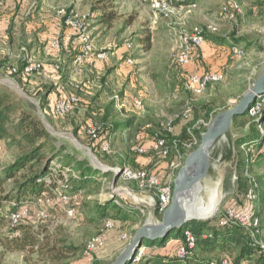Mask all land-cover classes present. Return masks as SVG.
I'll list each match as a JSON object with an SVG mask.
<instances>
[{
    "label": "rangeland",
    "instance_id": "1",
    "mask_svg": "<svg viewBox=\"0 0 264 264\" xmlns=\"http://www.w3.org/2000/svg\"><path fill=\"white\" fill-rule=\"evenodd\" d=\"M31 1L38 7L35 13L41 9L57 11L68 8L75 14L88 15L92 32H95V27H99L95 46L99 44L103 47L102 51L108 52L107 59L114 50L122 46L126 47L127 43H133L134 48L124 54L123 60L126 61L128 57L133 58L132 67L135 69L131 72L127 84L122 89L117 88L108 96L106 92L110 93V90L104 89L102 84H99L102 83L101 76L96 75L95 70L94 73L88 72L91 67L86 62L77 74L88 77L84 80L77 78L72 82L80 88L76 89L70 84L68 86V90L80 98V104L73 113L64 119H59L54 115H48L41 106V94L48 88L52 89L48 80L36 76L30 78L31 82L29 80L23 82L8 71L12 64L16 65V57L20 55L21 47L28 49L26 51L32 54L34 44L44 52L46 40L49 36H53L50 27L47 24L39 27L34 23L31 24L37 18L33 19L32 15H29L28 18L19 20L22 22L19 26L5 30L9 39L6 41L7 44H0V48H3L0 50L5 53L8 50L9 53L6 56L4 52L0 53V90L9 92L19 103V107L30 108L42 122L44 116L45 121L55 131L51 135L57 148L85 165L94 166L92 159L94 156L101 165L112 170L106 172L108 176L100 184L85 189L70 203L56 199L52 207L45 205L32 207L29 216L24 220L25 225L33 226L31 232L38 236L35 247L27 244L25 250H18L17 245L24 243V239L19 236L11 237L5 243L0 241V264H86L85 252L88 241L99 234L105 223L93 216L95 211L93 209L96 203L106 197L113 200L121 198L123 209L136 212L129 222H116L115 228L106 232L104 245L95 253L96 259H99L101 264H112L141 227L151 224L152 221L161 222L162 219V215L157 210L158 197L154 189L133 177L140 171V168L133 163L136 158L133 151L136 146L135 135L147 130L152 131L153 134L166 135V132H169L173 136L178 135L185 123L183 120L187 105L193 107V116L199 121H206L208 126L217 115L233 108L252 86L256 77L264 73V7L256 4V0H238L241 12L235 20L230 21L223 15L222 8L229 5L231 0H201L195 4L190 13L175 9L168 15L156 14L151 10L147 0H116L118 18L114 26L108 28L105 24L94 22L95 19H92V15L99 14V11L93 12L94 7L100 4L99 0ZM165 1L173 8L178 7L176 4L179 0ZM4 7L0 0V9ZM195 29L202 30L204 37L228 39V41L244 40L234 49L229 45L230 42L225 45L211 42L208 55L203 51V47L192 48L190 63L200 65L203 69L202 73H214L220 77L216 83L208 85L199 92H191L186 88V72L181 74L178 81L173 72L187 39ZM146 30L151 34L149 48L142 41L147 35L144 34ZM39 35L43 38L40 39ZM24 54L22 53L21 56ZM4 64H6L5 68H3ZM141 68L143 69L140 70ZM181 84L182 88H179ZM116 95L118 100L114 97ZM135 98L143 100L146 106L145 113L135 111ZM121 104L125 106L121 108ZM102 112L105 114L103 115ZM177 117H182L183 120L174 126L172 123ZM129 119H133L135 125L132 140H128L127 133L121 131L111 135L113 149L110 154L94 149L90 138L83 130L92 121L103 127H109L116 122H125ZM147 125H151L154 129H148ZM247 129L248 125L237 128L232 125L226 138L218 141L212 149L210 175L214 177L223 175V198L216 217H219L229 205L234 204V194L237 190L236 172L243 156L240 153L243 152V148L239 151L235 141L241 134L247 133ZM245 152L248 153L249 149H245ZM18 154L17 148L3 146L0 171ZM141 160L146 162L142 158ZM58 161L64 164L59 159L55 160L57 163ZM180 169L174 175L169 169L167 180L172 177L174 183ZM115 175L117 182L113 185ZM249 177H263L264 180V166L254 167ZM218 195L217 188L202 190L196 196V204L210 207L216 202ZM72 208H75V213L74 216L69 217L67 211ZM42 209L48 213L46 219L39 216ZM123 235H127L128 238L123 239ZM69 247L74 248L75 251L67 254L64 249ZM58 254H62L63 258H58L56 256ZM219 258L221 259L222 256Z\"/></svg>",
    "mask_w": 264,
    "mask_h": 264
},
{
    "label": "trees",
    "instance_id": "2",
    "mask_svg": "<svg viewBox=\"0 0 264 264\" xmlns=\"http://www.w3.org/2000/svg\"><path fill=\"white\" fill-rule=\"evenodd\" d=\"M115 1L99 0L100 4L93 9V12L99 11V14L92 15V19L112 28L118 18ZM199 1L201 0H179L176 5L178 7L189 6ZM256 4L264 7V0H256ZM144 34L147 35L142 41L149 48L151 46L150 31L146 30ZM205 39L206 43L214 42L217 45H225L230 42L229 45L233 49L238 47V43L244 41L243 39L228 41V39L214 37H205ZM24 65L25 61L19 63L21 70ZM189 66L182 67L179 63L176 65L173 71L176 81L180 80L182 73L186 72L187 79L191 74H195L189 72ZM20 74H13V76L18 77ZM179 88H182V84ZM50 90V88L47 89V93ZM45 101L46 94H43L42 109L45 107ZM193 113L194 111L190 120L177 117L172 123L175 126L179 121H185L178 135L173 136L166 132L172 148L167 158L160 161L157 160L160 158L156 153L145 145L147 140L154 141L156 139V133L153 134L152 131L147 130V132L142 131L135 135L136 146L148 149L146 154H139L133 150L136 154L133 163L137 168H140V171L147 170L150 174L157 175L162 182L167 181L169 165L175 158L176 150L184 151L183 144L190 142L195 136L201 142L202 133L207 130V127L198 126L199 120L193 116ZM92 122H89L83 129L85 135ZM233 125L236 128L248 125V129L247 133L241 134L235 141L239 151L243 148V152L240 151L243 156L236 172L237 190L234 194V204L227 208L250 213L254 219H258L259 226L254 227L252 224L248 228H243L235 223L221 225L219 217L208 221H193L181 229L172 231L167 237L153 240L144 239L142 246L146 247V252L143 259L138 263L134 260L127 261L126 264H223L225 260H228L229 264H264V180L263 177H249L254 167L264 166V131L261 130L264 126V112L257 118L250 117L247 112L244 116L235 118ZM134 127L133 119L116 122L109 127L102 126L98 140L93 141L89 138L94 149L102 151L103 142L120 131L127 133V139L132 140ZM151 128L154 129V127ZM159 129L158 127L157 130ZM53 140V136L44 123L30 108L19 107V103L9 92L0 90V155L3 146L19 150V154L13 161L0 171V241L5 243L11 237L19 236L24 239V243L17 245L18 250H25L27 244L35 247L38 236L31 232L32 225H25V220L19 224H13L10 219L13 213L24 207L31 210L32 207L38 205L41 199L53 196L56 192L69 195L74 199L81 195L85 189L100 184L108 176L106 172L95 169L91 165H85L72 155L57 148ZM247 148L249 149L248 153L245 152ZM141 158L147 161L143 162ZM56 159L64 164H60L59 161L55 162ZM56 169H58V173L54 175ZM64 185L69 188L64 189ZM250 192L254 194L255 199L248 197ZM44 205L52 207V204ZM93 210H95L93 216L97 220L110 219L123 223L129 222L136 213L131 209L117 206L110 197L96 203ZM188 230L196 237V246L190 250L186 258L181 259L177 256V251L185 243V232ZM64 250L67 254L75 251L72 247ZM56 256L63 258L62 254ZM220 256H222L221 259ZM94 264L101 263L99 259H96Z\"/></svg>",
    "mask_w": 264,
    "mask_h": 264
},
{
    "label": "built area",
    "instance_id": "3",
    "mask_svg": "<svg viewBox=\"0 0 264 264\" xmlns=\"http://www.w3.org/2000/svg\"><path fill=\"white\" fill-rule=\"evenodd\" d=\"M14 0H1L2 5H6ZM150 8L156 14H165L168 15L173 13L175 9H180L182 11H187L190 13L195 6V4L189 6H180V7H172L165 0H147ZM241 12V5L238 0H231L229 5L222 8L223 15L230 21L235 20L239 13ZM57 16L64 21V24L74 30L80 38L82 48L80 52L74 57L73 60V72L75 74L85 65L86 61L92 56H96L98 60L105 61L108 58L107 51H97L94 40L92 38V30L90 29V22L88 15L75 14L73 11H70L68 8H61L56 11ZM206 44V39L202 33V30L195 29L191 37L187 39L185 47L181 55L178 58V63L182 67H187L190 65V53L193 47H203ZM50 48L56 51L61 50V42L59 39H54L50 43ZM134 48L133 43H127L126 49L131 51ZM25 65L21 70L19 64L13 65L8 69L11 75L13 74H24L26 76H30L33 74L45 75L44 65L39 61H36L32 58H25ZM126 64L129 66L133 65V58L128 57L126 59ZM55 71L61 73L62 66L60 64L55 65ZM220 79L219 75L214 73H201V74H191L187 79L186 88L191 92H199L205 89L208 85L216 83ZM74 82V81H73ZM76 89H79V85L72 84ZM101 88V86H100ZM57 89L59 90V97L53 105V115L59 119H64L80 104V98L70 92L68 90V85L63 82L57 83ZM118 100V96H114ZM125 105L121 104L120 107H124ZM134 109L138 113H145V103L142 99H134ZM193 107L191 105H187L186 110V120H190L192 118ZM249 116L253 118H257L264 112V95H260L256 98V101L251 105L248 110ZM199 127L206 128L208 127V123L206 121H199ZM147 128H151V125H147ZM261 128V127H260ZM102 129V125H99L95 122L90 124L87 129V135L93 141L99 139V133ZM262 130V128H261ZM203 134V133H202ZM175 144V143H174ZM173 144V145H174ZM200 144V139L196 136L193 139L183 144L184 151L176 150L175 158L170 162L169 169L172 171V175L176 173L182 165L185 163V160L189 153L195 150ZM172 145V144H171ZM170 141L166 135L156 134V139L153 141L151 149L156 153V155L160 159H165L170 154L171 151ZM175 144V149H176ZM112 137H109L107 141H104L102 144V152L106 154H110L112 152ZM133 150L139 154L148 153V149L141 146H135ZM58 173V169L55 170V174ZM133 177L140 179L143 183H146L147 187L154 189L155 194L158 197V212L162 215L166 209L170 206L172 201L173 194V186L174 183L172 181V177L170 180L166 182H162L157 175L150 174L147 170L139 171L137 174L133 175ZM67 179V175H66ZM69 186L64 185V189H68ZM248 197L250 199H255V196L252 192L249 193ZM56 199H60L63 203L72 202V198L69 195L63 193H55L53 196L46 197L41 199L38 203V206L44 204H52ZM115 204L119 207H122V199H115ZM30 209L28 207L22 208L20 211L13 213L10 216V219L13 224H19L22 220L29 216ZM75 209H69L67 214L69 217L74 216ZM40 218L46 219L48 217V213L45 209H42L39 213ZM221 225H228L230 223H235L243 228H248L252 224L254 227L259 226L258 219H254V217L248 212H239L234 208H226L219 216ZM116 222L113 220H106L104 223V228L99 232L98 235L93 237L88 241L86 246V264H94L96 261L95 253L97 250L104 245L106 241V232L115 228ZM185 243L182 244L181 248L177 251V256L181 259L186 258L190 250L194 249L196 246V237L193 235L191 231L185 232ZM123 239L128 238L127 235H123ZM146 252V247L142 246L138 249L137 255L135 256L134 261L136 263L140 262L143 259V256ZM223 264H229L228 260H225Z\"/></svg>",
    "mask_w": 264,
    "mask_h": 264
},
{
    "label": "crops",
    "instance_id": "4",
    "mask_svg": "<svg viewBox=\"0 0 264 264\" xmlns=\"http://www.w3.org/2000/svg\"><path fill=\"white\" fill-rule=\"evenodd\" d=\"M37 8L38 7L36 6V3L32 4L31 0H17L10 2V4L4 7V9H0V44H4V45L7 44L6 41H8L9 39L7 33L5 34V30H9L12 26H16V25L19 26L22 23L19 20L21 19L22 21L24 18H28L29 15H32L31 18L33 19L37 18V20L35 22H32L31 24L34 23L38 27L41 26L42 24H47L50 27L53 36L51 37L49 36L47 40L45 39L46 45L44 47V52H42L40 48L38 49L37 46L34 44L31 50L32 54L26 51L28 49L21 47L20 55L16 57L17 59L16 64H19L20 62L24 61L25 58H32L44 65V69L46 73L45 75L33 74L30 76H26L24 74H20L18 77L22 79L23 82H28V80L29 82H31L32 80H30V78L36 76H42L44 77V80H48V82L51 85L50 87H52V89L48 93L47 90L43 92V94H46V101L44 108L46 110V113H48V115H53L52 113L53 105L60 95L59 90L57 89V83L63 82L69 86V84L72 85L73 84L72 82L76 81L77 78L78 80H84L85 78L88 77V75H85V77H81L73 72L74 57L80 52L82 48V44L77 33L64 24V21L57 16L55 9H52L51 11L41 9L38 13H35ZM42 19H44L45 21H42ZM94 22H97V20H94ZM98 28L99 27H95L94 28L95 32L94 33L92 32L94 42L96 39H98L96 36ZM41 37L43 38V36L39 35L40 39ZM54 39L60 40L61 42L60 51H56L50 48V43ZM98 43L99 42L97 41V44ZM96 46L98 47V48L96 47L97 51H101L103 49V47H101L99 44ZM209 47L210 44L206 43L202 48L204 52H207L206 53L207 55L210 54ZM0 51H1L0 53L4 52L5 54L4 56H6L9 53L8 50L7 53H5V51L3 50ZM127 52L128 50L126 49V47L122 46L119 49L114 50L113 53H110L109 59L105 61L98 60L95 55L86 61L87 64H89V66L91 67V69L88 70V72L94 73L96 71V75L101 76L100 78L102 83L100 82L99 84L100 85L102 84L101 86L104 89L110 90V93L106 92L108 96L111 95L112 92H115L117 88L122 89V87L127 84L128 79L131 78L130 76L131 72L135 69L134 67L127 65L126 62L123 60L124 54H126ZM22 53L25 54L21 56ZM34 53L36 54L34 55ZM43 55L44 57H42ZM57 64H60L62 66V71L59 74L55 71V65ZM106 66L107 68H105ZM5 67L6 64L3 65V68ZM142 69L143 68H141L140 70ZM188 70L190 73L196 74V73H202L203 69L201 68L200 65L191 64L188 67ZM126 98L127 101H129L127 96ZM127 110L130 111L129 107H127ZM102 113L103 115L105 114L104 112ZM152 144L153 141L147 140L145 145L146 147L151 148Z\"/></svg>",
    "mask_w": 264,
    "mask_h": 264
},
{
    "label": "water",
    "instance_id": "5",
    "mask_svg": "<svg viewBox=\"0 0 264 264\" xmlns=\"http://www.w3.org/2000/svg\"><path fill=\"white\" fill-rule=\"evenodd\" d=\"M260 95H264V75H258L252 86L233 108L217 115L212 120L207 130L202 134L199 147L187 156L184 166L178 172L174 180L171 204L162 214L161 222L152 221L151 224L141 227L135 233L130 244L112 264H126L127 261H133L144 239L164 238L172 231L181 229L193 221H208L216 217L221 201L212 208L209 216L197 217L195 215L197 211L196 196L209 179L212 149L218 141L226 138L232 128L234 119L244 116ZM42 120L47 130L54 134L55 131L45 121L44 116ZM92 159L95 163L93 166L95 169L103 172L112 170L110 167L101 165L94 156H92ZM116 182L117 176L115 175L113 185Z\"/></svg>",
    "mask_w": 264,
    "mask_h": 264
},
{
    "label": "bare ground",
    "instance_id": "6",
    "mask_svg": "<svg viewBox=\"0 0 264 264\" xmlns=\"http://www.w3.org/2000/svg\"><path fill=\"white\" fill-rule=\"evenodd\" d=\"M261 76L264 75V73L260 74ZM259 75V76H260ZM258 77V76H257ZM256 77V78H257ZM220 175V174H219ZM209 176V179L206 181V185H204L202 187V190H206V191H209V189H214V188H217L218 191H219V195H218V199L216 200V202L214 204H212V206H208L207 205H200L197 206V211H196V216L197 217H206V216H209L210 215V212L212 210V208L215 206V205H218V203L221 201V199L223 198V193H222V174L220 176ZM201 190V189H200ZM201 190V191H202Z\"/></svg>",
    "mask_w": 264,
    "mask_h": 264
}]
</instances>
